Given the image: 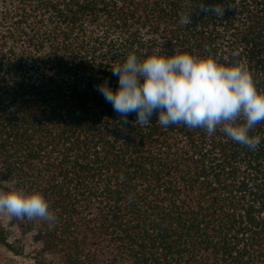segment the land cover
I'll return each instance as SVG.
<instances>
[{"label": "trees", "instance_id": "1", "mask_svg": "<svg viewBox=\"0 0 264 264\" xmlns=\"http://www.w3.org/2000/svg\"><path fill=\"white\" fill-rule=\"evenodd\" d=\"M181 52L243 64L264 93V0H0V190L57 217L0 211V245L38 264H264V121L250 150L219 126L135 123L96 90L129 53Z\"/></svg>", "mask_w": 264, "mask_h": 264}, {"label": "clouds", "instance_id": "2", "mask_svg": "<svg viewBox=\"0 0 264 264\" xmlns=\"http://www.w3.org/2000/svg\"><path fill=\"white\" fill-rule=\"evenodd\" d=\"M200 7L222 14L220 5ZM180 23L189 25L190 13L183 14ZM109 69L118 86L113 90L105 81L96 90L122 117L135 113V123L147 125L155 111L156 121L164 127L182 123L211 135L219 126L229 139L250 150L261 142L249 132L264 121V93L256 89L243 64L226 65L185 52L142 58L129 53ZM0 211L10 217L46 221L50 227L57 219L38 191L0 190Z\"/></svg>", "mask_w": 264, "mask_h": 264}, {"label": "rangeland", "instance_id": "3", "mask_svg": "<svg viewBox=\"0 0 264 264\" xmlns=\"http://www.w3.org/2000/svg\"><path fill=\"white\" fill-rule=\"evenodd\" d=\"M49 264L57 262L53 256L48 255ZM0 264H38L34 259V253L26 249L21 255H14L6 247L0 245Z\"/></svg>", "mask_w": 264, "mask_h": 264}]
</instances>
